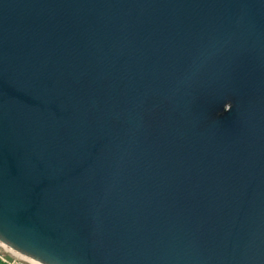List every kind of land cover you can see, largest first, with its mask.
Here are the masks:
<instances>
[{"label":"water","instance_id":"obj_1","mask_svg":"<svg viewBox=\"0 0 264 264\" xmlns=\"http://www.w3.org/2000/svg\"><path fill=\"white\" fill-rule=\"evenodd\" d=\"M0 243L264 264V0H0Z\"/></svg>","mask_w":264,"mask_h":264},{"label":"built area","instance_id":"obj_2","mask_svg":"<svg viewBox=\"0 0 264 264\" xmlns=\"http://www.w3.org/2000/svg\"><path fill=\"white\" fill-rule=\"evenodd\" d=\"M0 264H35L0 243Z\"/></svg>","mask_w":264,"mask_h":264},{"label":"bare ground","instance_id":"obj_3","mask_svg":"<svg viewBox=\"0 0 264 264\" xmlns=\"http://www.w3.org/2000/svg\"><path fill=\"white\" fill-rule=\"evenodd\" d=\"M17 255H19V254H17ZM20 256V255H19ZM21 258H23L22 256H20ZM24 259V258H23Z\"/></svg>","mask_w":264,"mask_h":264},{"label":"snow or ice","instance_id":"obj_4","mask_svg":"<svg viewBox=\"0 0 264 264\" xmlns=\"http://www.w3.org/2000/svg\"><path fill=\"white\" fill-rule=\"evenodd\" d=\"M11 242V241H10Z\"/></svg>","mask_w":264,"mask_h":264}]
</instances>
